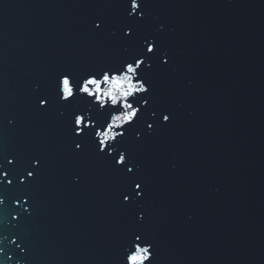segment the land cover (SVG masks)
Masks as SVG:
<instances>
[{
	"label": "water",
	"instance_id": "obj_1",
	"mask_svg": "<svg viewBox=\"0 0 264 264\" xmlns=\"http://www.w3.org/2000/svg\"><path fill=\"white\" fill-rule=\"evenodd\" d=\"M145 2V30L163 25L159 39L170 53L151 74L153 102L174 115L135 147L156 264H264V0ZM122 3L0 0V149H39L51 161L33 186L27 222L11 228L9 208H0L4 264H118L130 226L121 176L68 155L63 130L35 115L30 99L57 70L118 54L89 21L100 13L119 20L123 8L105 5ZM14 232L27 255L9 244Z\"/></svg>",
	"mask_w": 264,
	"mask_h": 264
},
{
	"label": "snow or ice",
	"instance_id": "obj_2",
	"mask_svg": "<svg viewBox=\"0 0 264 264\" xmlns=\"http://www.w3.org/2000/svg\"><path fill=\"white\" fill-rule=\"evenodd\" d=\"M105 7L123 8V15L113 20L97 14L89 21L90 31L117 45L118 54L92 66L57 70L49 86H34L30 107L39 117L53 118L63 130L68 155L103 162L121 176L120 203L130 213V226L118 264H156V242L143 227L147 216L140 201L147 194V184L135 147L173 123V113L154 104L151 80L156 62L168 65L170 53L159 39L163 25L145 30L149 15L145 0ZM146 113L153 117L151 123L146 122ZM14 121L15 117L7 118V126L14 127ZM0 160V208H9L8 224L19 229L35 211L33 186L50 166V156L39 149H0ZM8 242L19 250L18 255H27L29 245L21 233L14 232Z\"/></svg>",
	"mask_w": 264,
	"mask_h": 264
}]
</instances>
